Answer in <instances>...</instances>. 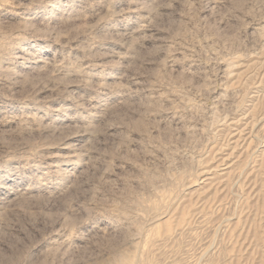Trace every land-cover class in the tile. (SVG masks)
Here are the masks:
<instances>
[{
  "label": "rangeland",
  "instance_id": "374dc122",
  "mask_svg": "<svg viewBox=\"0 0 264 264\" xmlns=\"http://www.w3.org/2000/svg\"><path fill=\"white\" fill-rule=\"evenodd\" d=\"M122 257L264 264V0H0V264Z\"/></svg>",
  "mask_w": 264,
  "mask_h": 264
},
{
  "label": "bare ground",
  "instance_id": "6f19581e",
  "mask_svg": "<svg viewBox=\"0 0 264 264\" xmlns=\"http://www.w3.org/2000/svg\"><path fill=\"white\" fill-rule=\"evenodd\" d=\"M71 1V0H70ZM85 1V0H84ZM102 1V0H101ZM4 2V1H2ZM92 5V4H91ZM3 6V5H2ZM54 8V7H53ZM71 8V7H70ZM64 12V11H63ZM62 14V9L58 8V12L55 9H52L49 13L50 16H58ZM61 17V16H60ZM29 52V51H28ZM65 148V147H64ZM47 172V171H46ZM120 264H132L131 260L128 257H122L120 259Z\"/></svg>",
  "mask_w": 264,
  "mask_h": 264
}]
</instances>
